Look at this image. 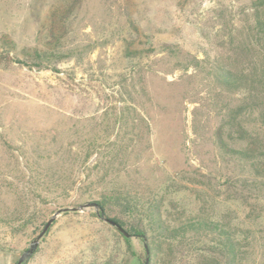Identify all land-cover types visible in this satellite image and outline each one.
Returning <instances> with one entry per match:
<instances>
[{"label": "rangeland", "instance_id": "obj_1", "mask_svg": "<svg viewBox=\"0 0 264 264\" xmlns=\"http://www.w3.org/2000/svg\"><path fill=\"white\" fill-rule=\"evenodd\" d=\"M250 1L0 0V264L59 210L113 194H129L125 220L146 235L67 210L23 264H166L148 247L157 210L172 228L218 222L242 247L236 264H264V127L215 69Z\"/></svg>", "mask_w": 264, "mask_h": 264}, {"label": "trees", "instance_id": "obj_2", "mask_svg": "<svg viewBox=\"0 0 264 264\" xmlns=\"http://www.w3.org/2000/svg\"><path fill=\"white\" fill-rule=\"evenodd\" d=\"M235 25L231 22L228 24V37L223 42L226 54L230 58L215 69L222 74L223 81L229 86L235 84L244 90L242 111L254 113L260 124L259 127H264V0H251L248 14ZM229 126L233 129V126L230 124ZM240 129L244 134L247 133L242 125ZM218 143L222 147L220 140ZM253 144L260 145V149L256 148L257 151L264 148V141L257 138L254 139ZM236 153L241 152L236 151ZM260 161H263L264 166V154L255 156L253 167L260 165ZM262 173L254 169L255 176L264 181ZM128 195L113 194L99 202H94L100 213L98 217L112 220L125 229L130 236L143 237L146 231L140 221L136 224H128L125 220L132 210ZM113 208H121V211L116 213ZM160 216L159 210L154 211L153 217L159 236L148 243L150 257L154 260L158 259V255H162L163 262L175 264L177 255L182 254L184 257L193 252L195 254L207 253L209 255L207 260L213 264H236L235 258L242 252V247L239 241L234 240L232 234L228 233L218 222L203 219L172 228L168 223L163 222ZM190 234L192 236L187 237ZM201 237H209L207 240L211 244H201ZM223 259L226 261L223 262Z\"/></svg>", "mask_w": 264, "mask_h": 264}, {"label": "water", "instance_id": "obj_3", "mask_svg": "<svg viewBox=\"0 0 264 264\" xmlns=\"http://www.w3.org/2000/svg\"><path fill=\"white\" fill-rule=\"evenodd\" d=\"M91 207H94V209H97L96 204H94V202H91V203H85V204H83V205H80V206L76 207L75 209H74V208H71V209L59 210V211H58L55 215H53V216L49 219V221L45 224V226H44L42 232L37 236L36 240L33 241L31 248H30L28 251H26V252H24V253L22 254V256L19 258L17 264H23V262H24L25 260H27V259L30 257V255L32 254V252H34V249H35L36 245H38V241H39V240L43 237V235L48 231V229H49L51 223L53 222V220L55 219V217H56L57 215H59V214L62 213V212H66L67 210H73L74 212H79V211L87 210V209H89V208H91ZM100 218H101L104 222H106V223H108L109 225L113 226V228L116 229L119 233H121L125 238H130V237H131L130 234L127 233V232L125 231V229H123V228H121L120 226H118L117 224H115L112 220H108V219H105V218H103V217H100ZM145 248H146V253L148 254V249H147V246H146V245H145ZM144 264H148V258L145 259V263H144Z\"/></svg>", "mask_w": 264, "mask_h": 264}]
</instances>
